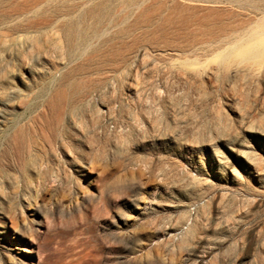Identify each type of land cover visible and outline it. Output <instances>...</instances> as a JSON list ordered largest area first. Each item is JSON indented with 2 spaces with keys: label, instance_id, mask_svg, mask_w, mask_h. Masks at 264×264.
<instances>
[{
  "label": "rangeland",
  "instance_id": "obj_1",
  "mask_svg": "<svg viewBox=\"0 0 264 264\" xmlns=\"http://www.w3.org/2000/svg\"><path fill=\"white\" fill-rule=\"evenodd\" d=\"M39 1L0 0V264H60L66 219L18 228L65 170L85 187L72 205L104 192L89 221L138 264H264V61L236 54L251 7Z\"/></svg>",
  "mask_w": 264,
  "mask_h": 264
},
{
  "label": "bare ground",
  "instance_id": "obj_2",
  "mask_svg": "<svg viewBox=\"0 0 264 264\" xmlns=\"http://www.w3.org/2000/svg\"><path fill=\"white\" fill-rule=\"evenodd\" d=\"M232 1H238L241 7L250 6L252 12L256 16L253 19V24L250 26V31L247 34L248 43L243 44L242 46L241 44L238 46L236 45L237 47L235 46L237 57H239L242 62L253 61L255 63H262L264 61V0ZM40 2L43 1L40 0L39 3ZM110 10L111 7L108 3L101 4L99 13L94 16L95 19L102 20L106 18L110 14ZM21 14L22 12H19L16 16ZM86 15L87 12L82 15L80 14L78 19L82 20ZM6 16L7 15H5V17ZM9 16L15 17V15L12 14ZM70 29H74L73 24ZM82 37L83 34L80 38ZM229 56V54H226L224 59L229 58ZM43 163L40 165L39 173H44V177L48 178V170L46 166H43ZM64 173L65 176L60 175L58 181V184H60V198L54 200L51 204H39L38 202H35V205H33L35 206V216L29 223L24 224L23 222L20 224L18 228L19 239L21 240V237H24L25 234H31L34 231V224L32 222L37 224L43 217H50L53 219L60 217L62 221H65L66 219L68 224L61 225L60 229H57L53 234L52 239L49 240L50 251L48 257L50 260L57 258L60 260V264H138L136 261L125 256L123 245L125 241L122 237L118 239V245L109 247L103 239L105 236L114 238L116 237L115 233L109 228L99 231L95 222L89 221L91 208H94V215L92 216L93 220H97L99 215H108L109 201L105 197L104 192L102 191L100 194H95L84 191L85 195L79 197L77 203L72 205L71 202L73 198L75 196L77 197L85 187L83 186V182L79 179H74L71 173L66 170ZM37 186H41L39 181ZM28 204H30V201H28ZM78 217H80V220H78ZM55 239H58L56 243L57 246H52ZM108 250L114 253L112 258L104 256V253Z\"/></svg>",
  "mask_w": 264,
  "mask_h": 264
}]
</instances>
